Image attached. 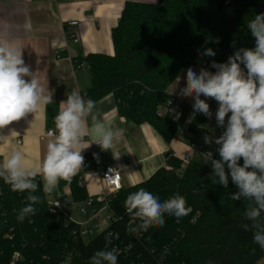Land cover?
I'll return each mask as SVG.
<instances>
[{
  "label": "trees",
  "instance_id": "trees-1",
  "mask_svg": "<svg viewBox=\"0 0 264 264\" xmlns=\"http://www.w3.org/2000/svg\"><path fill=\"white\" fill-rule=\"evenodd\" d=\"M221 1L126 2L111 31L113 55L84 58L91 75L86 98L97 101L112 94L120 116L153 126L166 141L177 135L178 127L188 118V130L193 133L204 120L190 117L191 107L183 108L178 119L157 115L168 100L169 84L186 67L198 65L215 71L210 68L213 60L226 63L237 47L253 48L255 38L247 24L255 15L264 14V0H227L219 8ZM216 38L219 43L214 42ZM209 48L216 55L202 56ZM217 149L214 159H219ZM180 162L168 152L166 166L149 179L113 193L109 197L111 222L88 241L73 239L63 219L49 212L39 175V188L33 193L40 197L34 205L37 211L23 221L17 215L29 203V193L13 192L0 178V264H7L14 251L20 253L23 264H62L66 259L68 264H90L96 251L114 246L128 247L118 253L117 264H258L264 249L254 243L252 221L244 215L252 202L230 198L239 191L230 177L225 188L212 182V168L192 159L180 172ZM239 163L242 166L243 160ZM69 187L72 201L86 199L78 177L69 181ZM140 188L161 202L177 193L184 196L188 215L165 214L162 227L130 232L129 226L135 228L140 221L127 213L125 200Z\"/></svg>",
  "mask_w": 264,
  "mask_h": 264
},
{
  "label": "clouds",
  "instance_id": "clouds-1",
  "mask_svg": "<svg viewBox=\"0 0 264 264\" xmlns=\"http://www.w3.org/2000/svg\"><path fill=\"white\" fill-rule=\"evenodd\" d=\"M247 28L255 38L253 48L237 50L226 63L213 60L210 68L215 71L201 68L197 73L188 68L186 86L180 89L179 95L192 97L193 111L208 117L211 111L206 99L218 104L216 123L224 131L219 137H204L205 144L214 141L219 146V159H214L211 152L204 153L211 162L212 182L227 188L230 177L239 190L230 198L235 201L243 197L252 202L244 215L252 221L254 243L264 249V223L261 222L264 213V14L255 15ZM214 42L219 43V38ZM201 55L214 57L216 53L209 48ZM202 96L206 99H201ZM51 102L52 92L42 83L38 72L33 73L25 65L21 49L15 43L0 42V129ZM95 109V101L86 100L73 90L61 102L60 111L54 117L55 130L47 133L50 139L39 168L28 169L19 150L0 162V178L10 189L29 193V203L19 211L18 220L23 221L37 211L34 205L40 202V197L33 193L39 188L38 175L43 179V191L51 193L61 179L70 181L79 172L84 165L82 151L91 145L86 136L96 137L93 142L102 150L115 148L120 130L113 128L110 121L100 119ZM5 139L0 136V141ZM55 205L59 207L58 202ZM125 209L133 220L140 221L135 228L129 226L130 232L147 231L153 225L162 227L165 214L180 218L190 211L185 197L178 193L161 202L143 188L127 196ZM248 227L245 225V230ZM117 260L118 249L112 248L96 251L90 264H117Z\"/></svg>",
  "mask_w": 264,
  "mask_h": 264
},
{
  "label": "crops",
  "instance_id": "crops-1",
  "mask_svg": "<svg viewBox=\"0 0 264 264\" xmlns=\"http://www.w3.org/2000/svg\"><path fill=\"white\" fill-rule=\"evenodd\" d=\"M128 1L154 3L158 0H0V42L15 43L21 49L25 65L33 73L38 72L42 83L52 92L51 103L0 129V136L6 137L0 141V162L19 150L28 169L41 166L50 139L46 133L55 130L54 117L60 111L61 102L73 90L87 100L91 75L84 58L89 54L113 55L111 31ZM190 67L197 73L204 68L194 65L182 69L169 84L166 94L190 105L192 115L195 113L193 98L179 95L180 89L186 86V72ZM213 101L206 99L209 105ZM95 103L96 115L119 129L120 139L112 150H102L93 142L96 137H85L91 145L82 151L84 165L75 176L83 182L86 196H99L103 192L98 172L104 165L120 169L121 187H131L165 167L166 153L178 159L191 154L188 135H176L166 141L153 126L128 121L118 114L112 94ZM88 124L91 125V118ZM208 128L212 137H219L224 131L217 126L215 118L209 120ZM214 145V141L203 143L208 150ZM199 158L197 155L193 159L200 162ZM62 197L71 199L69 181L63 179L53 192L46 193L48 202Z\"/></svg>",
  "mask_w": 264,
  "mask_h": 264
},
{
  "label": "built area",
  "instance_id": "built-area-1",
  "mask_svg": "<svg viewBox=\"0 0 264 264\" xmlns=\"http://www.w3.org/2000/svg\"><path fill=\"white\" fill-rule=\"evenodd\" d=\"M215 103L216 102L213 101L210 105L211 117L197 112L192 115L190 114V117L198 116L204 120L195 126V131L193 133L188 130L191 121L190 118L178 127L177 135H188L190 137L189 143L191 147V154L181 159L179 166L180 172L183 171L188 163L197 155L205 157L204 153L211 152L214 158V152L218 145L215 144L211 150H208L204 148L203 143L204 137L210 134L208 122L211 118L216 117L217 108ZM185 107L188 108L191 106L183 103L179 97H171L168 98L166 104L157 111V115L160 117L169 115L174 119H178ZM191 111L192 107L190 112ZM49 131H47V133ZM98 173L104 185V190L101 195L87 196L81 203H76L72 201V199L66 197L53 199L50 202L47 201L49 212L63 219L65 224L68 225L70 233L75 240L79 238L83 240L89 239L105 231L112 220L113 213L109 207V197L121 188V171L113 165H104L103 169ZM78 186L83 187L81 179H78ZM57 202L59 203V207L55 205ZM50 208L52 210H50ZM114 248L118 249V253L128 249V247L119 249L116 246H114ZM7 264H23V258L19 252L14 251ZM62 264H68V260L66 259Z\"/></svg>",
  "mask_w": 264,
  "mask_h": 264
},
{
  "label": "rangeland",
  "instance_id": "rangeland-1",
  "mask_svg": "<svg viewBox=\"0 0 264 264\" xmlns=\"http://www.w3.org/2000/svg\"><path fill=\"white\" fill-rule=\"evenodd\" d=\"M242 47H237L236 48V50H235V52L237 51V50H239V49H241ZM216 119V117H213L212 119ZM200 156V155H199ZM200 163H202L203 165H205V166H207V167H209V168H211V162L209 161H207L206 160V158L205 157H203V156H200ZM89 239H85V241H88ZM258 264H264V258H261L258 262H257Z\"/></svg>",
  "mask_w": 264,
  "mask_h": 264
},
{
  "label": "water",
  "instance_id": "water-1",
  "mask_svg": "<svg viewBox=\"0 0 264 264\" xmlns=\"http://www.w3.org/2000/svg\"><path fill=\"white\" fill-rule=\"evenodd\" d=\"M162 0H158V2H161ZM224 3H227V0H222L219 4V8H221V6L224 4ZM230 8V4L227 5V8L226 9H229Z\"/></svg>",
  "mask_w": 264,
  "mask_h": 264
}]
</instances>
